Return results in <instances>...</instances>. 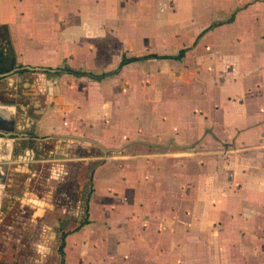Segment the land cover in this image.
I'll use <instances>...</instances> for the list:
<instances>
[{
  "label": "crops",
  "instance_id": "1",
  "mask_svg": "<svg viewBox=\"0 0 264 264\" xmlns=\"http://www.w3.org/2000/svg\"><path fill=\"white\" fill-rule=\"evenodd\" d=\"M226 1L229 9L225 0H0V51L16 58L0 78V131L8 133L0 137V214L23 220L20 228L42 239L31 245L28 264H175L177 257L186 264H264V0ZM130 43L136 52L128 54ZM184 48L181 60L140 59L111 73L124 55ZM130 68L137 69L133 98ZM144 131L153 148L171 134L208 146L212 137L229 139L234 151L230 164L213 166L215 183L185 175V188L206 182L212 190L204 195H173L174 168L140 158H131V193L129 180L113 179L103 158L92 167L84 215L43 200L31 215L26 207L8 212L13 196L3 193L14 140L22 150L13 158L29 168L34 141L69 140L97 146L100 156L119 153L127 172L128 147ZM115 186L118 195L110 192ZM86 217L61 249L65 230ZM5 252L0 264H16L17 252Z\"/></svg>",
  "mask_w": 264,
  "mask_h": 264
},
{
  "label": "rangeland",
  "instance_id": "2",
  "mask_svg": "<svg viewBox=\"0 0 264 264\" xmlns=\"http://www.w3.org/2000/svg\"><path fill=\"white\" fill-rule=\"evenodd\" d=\"M173 1L176 2L178 0ZM191 1L194 3L198 1L205 2L207 0ZM244 1L241 0L243 3ZM227 4L228 2L225 0V7L229 9L230 7ZM170 14L174 16L176 13ZM141 24H143V21H141ZM151 31H149V29L145 30L146 33L144 34V38H148V33H151ZM126 52L128 54L136 52L133 48V43L129 44ZM135 74L137 75L136 68L128 69L129 85L127 93L129 98H133L135 92V87H132V89L130 87V83L132 82L131 75ZM143 80L145 79L143 78ZM183 80L184 79L180 76L176 82L181 84ZM209 136H211V134ZM0 137L5 136L0 135ZM171 137L172 135L170 134L165 138L156 140L157 143H160L161 145L153 148L151 141L147 138V132L144 131L143 134H141V138H139L136 143H133L132 146L128 147L129 152H132L133 155L128 157L127 167H129V170L127 172L120 171V168L127 160L126 157H123L119 153L116 155L113 154L110 157L100 156L101 152L99 153L100 149L97 146H92V148L88 150L83 143H76L69 140L34 141L33 147L30 150L31 154L29 155L30 157H33L31 159L32 165L30 169L27 164H22L19 161L20 159L13 158L14 154L17 155L22 150V146H18L14 140V149L11 158L9 159L3 193V199L6 197L8 199L13 196V199L11 200L12 205L8 212H17L19 207H26V212L31 215L39 210L37 208L40 207V201L43 200L49 202L53 201L55 204L58 203L59 208L64 207L66 210H70L74 206V208H76L74 211L77 210L81 216L84 215V201L90 190L91 170L94 164H97L103 158L110 159L109 165L112 167L110 176L113 179L129 180L127 185L129 187L128 191L131 193L134 192L136 188V164L131 158H140L139 161H141V163L144 162L161 165L163 169L166 167L170 169L174 168V178L177 181V184H179V187L177 186V192L175 191V194L172 193L173 195L178 194V190L185 191V189L190 190L193 193L199 192L201 195H204L205 192H210L212 189L206 188V182H202V185H199V183H193L192 187L185 188L182 181L185 180V175H192V177H200V175H202L203 177L207 176V182L211 181L212 183H215L217 174H215L214 167L216 166L217 168V166H222L225 163L230 164L229 160L231 157L228 155L232 154L234 151L233 142L229 139L219 140L211 136L213 140L212 143L214 144L208 146L202 139L181 140L175 136V141H173ZM93 154L95 155V161H90L87 164L85 160L88 158L91 159ZM26 161L28 160L26 159ZM201 166H209V170L213 169L211 172L203 173L200 169ZM186 169L188 170L185 171ZM160 176H162V172H160ZM170 176L171 175H169V177ZM223 176L229 180L231 179L230 173L223 172ZM141 178L146 179L145 177ZM119 190L120 188L118 186H115L113 189L110 188L111 194L113 193L114 195H118ZM199 194L197 193L196 195ZM22 199L29 202H21ZM78 200L80 201L77 204ZM15 202L16 204H13ZM30 202H33L35 205L29 204ZM163 207H167V204L164 203ZM54 211L55 210H52V212ZM52 214L53 213L48 215L51 216ZM68 221L69 219L65 220L63 224L66 225ZM48 222L51 221L49 220ZM29 224L30 223H27L28 226ZM23 225V220L11 219L9 217L5 219V217L2 218L0 214V249L6 251L5 256L10 258H12L13 253L17 252V257H15L16 264H28L30 256L33 254V248H31V245H33V242L35 241L42 240L35 234L32 236L27 234L28 230H22L20 228ZM175 264L186 263L184 259H178L177 257Z\"/></svg>",
  "mask_w": 264,
  "mask_h": 264
},
{
  "label": "trees",
  "instance_id": "3",
  "mask_svg": "<svg viewBox=\"0 0 264 264\" xmlns=\"http://www.w3.org/2000/svg\"><path fill=\"white\" fill-rule=\"evenodd\" d=\"M211 27H209L208 29H210ZM187 51H188V48H184L177 55H169V56H163V55H159L157 53H151V54H147V55H143V56H137V57H127L126 55H124L119 67L111 73H115V72L119 71L124 65H126L132 61L140 60V59L170 57V58H175V59L181 60L186 55ZM15 67H16V58H15L14 52L11 51V53L10 52L5 53L4 51H0V74L7 73V72L13 70ZM65 70H67L70 73L76 74V75L88 74L87 72L76 71L70 67H66ZM104 75H107V74L105 73V74L97 76V77H101ZM88 222H89V219H88V217H86L80 223H78V224L73 223L70 227H68L67 230H65V233H64L65 235H63L61 249H63L66 234H68L71 231H76V230L80 229L82 226H84Z\"/></svg>",
  "mask_w": 264,
  "mask_h": 264
},
{
  "label": "water",
  "instance_id": "4",
  "mask_svg": "<svg viewBox=\"0 0 264 264\" xmlns=\"http://www.w3.org/2000/svg\"><path fill=\"white\" fill-rule=\"evenodd\" d=\"M8 73H3V74H0V78L6 76ZM0 135H8V133L4 132V131H0Z\"/></svg>",
  "mask_w": 264,
  "mask_h": 264
}]
</instances>
